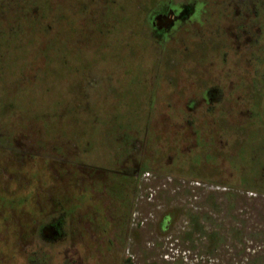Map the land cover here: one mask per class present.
I'll list each match as a JSON object with an SVG mask.
<instances>
[{
    "label": "rangeland",
    "instance_id": "374dc122",
    "mask_svg": "<svg viewBox=\"0 0 264 264\" xmlns=\"http://www.w3.org/2000/svg\"><path fill=\"white\" fill-rule=\"evenodd\" d=\"M159 1L0 0V264H264L258 12L188 0L210 10L167 44ZM210 67L235 82L214 108Z\"/></svg>",
    "mask_w": 264,
    "mask_h": 264
},
{
    "label": "flooded vegetation",
    "instance_id": "af4514ba",
    "mask_svg": "<svg viewBox=\"0 0 264 264\" xmlns=\"http://www.w3.org/2000/svg\"><path fill=\"white\" fill-rule=\"evenodd\" d=\"M161 2L156 4V5H153V6L151 4L146 5L145 9L148 10V12H150L149 15H150L151 29L153 30V32H155V34L157 36L164 37L165 43H167V44H168V42H170L171 40L176 38L175 34L177 32L174 33L175 31H177V30H180V32L183 31V32H181V34L184 36V35H186V31H188V29L194 28L191 24H189L192 22V21L189 22L191 20V18H194V19H195V17L200 18V17H202V12L210 10L209 9L210 4H208V3H205L199 7L198 3H196V2L190 3L188 0H182L181 4L180 3L174 4L171 0H170V2L168 1V4H161ZM247 2H248V4L254 3V8L252 7V9L255 13L258 12L257 16H259V18L257 19V21L262 26V32H261L260 38L257 39V41L260 42V44H261L264 41V39H263V36H264L263 35L264 34V0H255V1L253 0V2H252V0H247ZM237 4H238V2H234V0H232V3L229 5L232 7H237L238 10L241 8L240 11L243 14L244 13L246 14L247 11L243 10V8ZM217 11H219L220 13H223L220 10H217ZM217 17H218V21H221L223 18L222 15L220 17L218 15ZM193 21H195V20H193ZM178 37L175 40H177ZM200 43H204V44L208 45L206 43V40L204 42L200 41ZM206 57L208 60H210L209 57H212V55H208ZM198 59H201L200 56H198ZM263 60L259 59L258 63H260V61H263ZM258 67H260L259 64H257V68ZM202 69H207V68H202ZM171 71H172L171 69L166 68V70L164 69L163 73L160 74V76H162V78L164 80L162 82V84L164 82H167L168 84H170L169 83L170 80L168 77L170 76ZM202 72L203 71L200 69L197 71L196 74L195 73L189 74L186 70H182L180 72L178 71L176 73H172V75H175L177 77V78L173 79L175 83L182 82L183 84H190V82H192L193 84L195 83V85H197L196 84L197 81L196 80L193 81L192 78L189 76L192 75V76L197 77V78H200L202 76H206L204 74L202 75ZM208 72L209 73H207V74H209V75H212V73L215 72L216 75H212V76L216 80V83H211V80L208 81V79H206L205 81H202V83H203L202 85L204 86V90L201 91L202 95L200 94V97H202L204 101L206 100L208 102V106L214 108V107H217L218 103L221 102L224 98V95L222 93H219V92L227 89V83H226L227 80L232 81V84H233L232 90L235 88V82H234L233 78L231 77L232 75H230V73L228 72V69H227V71H224V73H222L221 75L219 73H216L217 71L212 70L211 67L208 68ZM263 72H262V74H263ZM239 73H242V71H239ZM244 77H246V75H243V78ZM217 79L220 80L221 82L219 83L217 81ZM199 81L201 83V78L198 80V82ZM261 81H262V77H261ZM173 85L175 86V84H173ZM246 86H248L247 83H246ZM260 86H262V88L264 90L263 83H261ZM152 97L153 98H152L151 104L153 106H155L153 104L154 103V94L152 95ZM195 102H196V100L194 101V103H192V106L189 107L190 109L193 107V105H195ZM198 104L200 105L201 101ZM220 116L221 117L219 118L218 122L223 123L224 117L222 115H220ZM176 117L182 118L183 123L186 122L187 118H188L187 116L179 115V114L176 115ZM204 118H205V122H208L207 118L206 117H204ZM213 121H217L215 117L213 119H211L209 121V123H212ZM134 167L136 170L130 172V176L134 177L132 179V184H133V187L131 188L132 193L135 192V188H136V184H137V178L139 177V174L137 172V164H135ZM130 215H132V213ZM60 225H61L60 223H56V225H53V224L48 225L47 229L44 231V234L46 235V237H50V238L54 237L55 238V235L61 236ZM128 231H129V235L134 236V234L130 230V228L125 229L126 234H128ZM129 239L125 238V241H127V240L129 241ZM120 251L121 250H119L118 252H120ZM116 254H117V252H114V254L111 256L110 253H108V254L104 253L102 255L103 260H104V258H105V260H106V258L117 260Z\"/></svg>",
    "mask_w": 264,
    "mask_h": 264
}]
</instances>
